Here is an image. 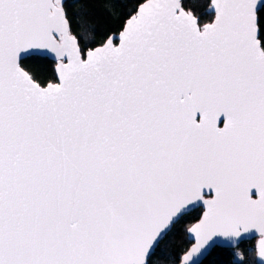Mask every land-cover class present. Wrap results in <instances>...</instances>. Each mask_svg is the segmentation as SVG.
I'll use <instances>...</instances> for the list:
<instances>
[{
  "label": "snow or ice",
  "instance_id": "snow-or-ice-1",
  "mask_svg": "<svg viewBox=\"0 0 264 264\" xmlns=\"http://www.w3.org/2000/svg\"><path fill=\"white\" fill-rule=\"evenodd\" d=\"M67 7L0 0V264H153L198 208L181 264L264 259V0H136L99 43Z\"/></svg>",
  "mask_w": 264,
  "mask_h": 264
},
{
  "label": "trees",
  "instance_id": "trees-1",
  "mask_svg": "<svg viewBox=\"0 0 264 264\" xmlns=\"http://www.w3.org/2000/svg\"><path fill=\"white\" fill-rule=\"evenodd\" d=\"M136 0H67V12L74 32L92 33L97 43L103 34L119 30L122 22L135 7ZM204 0H190L198 12L202 10ZM52 65H48L45 76H51ZM202 209H197L187 218V223L177 228L161 244V251L153 264H179L181 257L191 246L186 229L197 221ZM256 242H242L237 250L242 260H238L235 249L216 247L201 264H259L255 249Z\"/></svg>",
  "mask_w": 264,
  "mask_h": 264
},
{
  "label": "water",
  "instance_id": "water-1",
  "mask_svg": "<svg viewBox=\"0 0 264 264\" xmlns=\"http://www.w3.org/2000/svg\"><path fill=\"white\" fill-rule=\"evenodd\" d=\"M188 239L191 242V246L187 249L186 252H188L195 245L194 237H192L190 234H188ZM217 239H218L217 243L212 244L211 247H206L205 249H201L200 253L195 254L193 256V260H192V262H190V264H201L211 254V252L216 247L227 248V249H236L242 242L253 241V240H256L255 247H256V254H257V256H256L257 257V261H258L259 264H264V259H261L259 257V255H258L257 245H258V240L260 239L258 234H256V235L245 234L241 238H238L239 242H238V244H235V245L233 243L229 242V240L226 239V238H217ZM179 264H181V260H180Z\"/></svg>",
  "mask_w": 264,
  "mask_h": 264
},
{
  "label": "rangeland",
  "instance_id": "rangeland-1",
  "mask_svg": "<svg viewBox=\"0 0 264 264\" xmlns=\"http://www.w3.org/2000/svg\"><path fill=\"white\" fill-rule=\"evenodd\" d=\"M200 209V208H199ZM255 242H256V240H254ZM255 249H256V247H255ZM235 255H236V258L238 259V260H240L241 259V252L240 251H238L237 250V248L235 249Z\"/></svg>",
  "mask_w": 264,
  "mask_h": 264
}]
</instances>
